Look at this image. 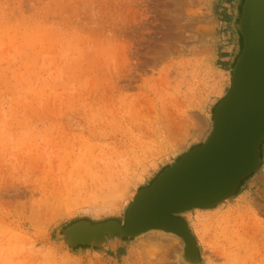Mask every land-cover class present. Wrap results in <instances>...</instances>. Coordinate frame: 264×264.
Segmentation results:
<instances>
[{"label":"rangeland","instance_id":"obj_1","mask_svg":"<svg viewBox=\"0 0 264 264\" xmlns=\"http://www.w3.org/2000/svg\"><path fill=\"white\" fill-rule=\"evenodd\" d=\"M241 2L0 0V264H193L161 231L96 246L62 232L122 224L134 194L204 142L240 51ZM177 216L198 264H264V138L231 196Z\"/></svg>","mask_w":264,"mask_h":264},{"label":"water","instance_id":"obj_2","mask_svg":"<svg viewBox=\"0 0 264 264\" xmlns=\"http://www.w3.org/2000/svg\"><path fill=\"white\" fill-rule=\"evenodd\" d=\"M241 47L231 68L230 88L215 105L204 142L165 167L132 197L120 224L71 223L69 246L99 245L107 236L136 237L161 231L180 238L184 261L198 264L194 240L177 214L211 208L231 196L257 170L264 138V0H242L236 24Z\"/></svg>","mask_w":264,"mask_h":264},{"label":"crops","instance_id":"obj_3","mask_svg":"<svg viewBox=\"0 0 264 264\" xmlns=\"http://www.w3.org/2000/svg\"><path fill=\"white\" fill-rule=\"evenodd\" d=\"M232 3H233V0H232V2H228L227 4H225V6H231ZM221 10H222V14L224 15L223 20L229 22V19L231 18V16H230L231 13L225 7L222 8ZM227 22H225V23H227ZM227 52H228L227 48L220 49L219 57H218L220 62H225L228 60L229 55ZM117 247H118V245H117Z\"/></svg>","mask_w":264,"mask_h":264},{"label":"bare ground","instance_id":"obj_4","mask_svg":"<svg viewBox=\"0 0 264 264\" xmlns=\"http://www.w3.org/2000/svg\"><path fill=\"white\" fill-rule=\"evenodd\" d=\"M149 109V108H148ZM115 116V115H114ZM117 118V117H116ZM123 118V117H122ZM131 120V119H130ZM129 120V121H130ZM103 122H104V120H103ZM109 122H111V121H109ZM113 122V121H112ZM117 122V121H116ZM133 122V121H132ZM127 123V122H126ZM110 124V123H109ZM98 125H99V123H98ZM117 125V124H116ZM120 126V125H119ZM106 128H107V125H106ZM132 128H134V127H132ZM109 129V128H108ZM102 131H103V129H102ZM113 133V132H112ZM92 138H96V139H98V140H100V141H102V140H111L112 138H114V136L113 135H104V134H102V133H96V134H92ZM91 139V138H90ZM111 142V141H110ZM141 142V141H140ZM115 143V142H114ZM130 144H131V142H130ZM132 145H133V143H132ZM116 147V146H115ZM84 148V147H83ZM93 149V148H92ZM129 150V149H128ZM133 151V150H132ZM131 151V152H132ZM95 152V151H94ZM104 152V151H103ZM102 154V153H101ZM100 154V155H101ZM94 155H95V153H94ZM90 157V156H89ZM90 160V159H89ZM86 163V162H85ZM88 163V162H87ZM111 163V162H110ZM82 166V165H81ZM85 166V165H84ZM82 168H83V166H82ZM88 168V167H87ZM86 172V171H85ZM35 222V221H34Z\"/></svg>","mask_w":264,"mask_h":264},{"label":"trees","instance_id":"obj_5","mask_svg":"<svg viewBox=\"0 0 264 264\" xmlns=\"http://www.w3.org/2000/svg\"><path fill=\"white\" fill-rule=\"evenodd\" d=\"M226 2H231L232 0H225Z\"/></svg>","mask_w":264,"mask_h":264}]
</instances>
